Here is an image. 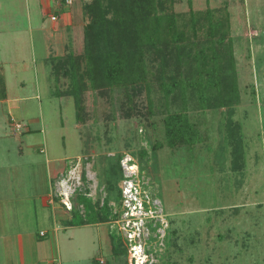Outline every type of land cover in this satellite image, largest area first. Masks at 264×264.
<instances>
[{
	"label": "rangeland",
	"instance_id": "obj_1",
	"mask_svg": "<svg viewBox=\"0 0 264 264\" xmlns=\"http://www.w3.org/2000/svg\"><path fill=\"white\" fill-rule=\"evenodd\" d=\"M86 1L67 2L78 17L73 32L34 33L30 56L28 36L15 28L20 0H0V98L16 101L21 116L17 128L0 104V165L57 166L62 212L61 199L84 193L91 208L81 207L75 222L109 215L72 229L51 213L32 223L50 240L37 263L264 264V0H172L169 10L187 17L228 14L240 93L229 110H189L197 141L174 147L165 143V97L155 83L150 96L139 89L130 101L123 89H87L80 112L72 95H61L71 80L57 63L83 52Z\"/></svg>",
	"mask_w": 264,
	"mask_h": 264
},
{
	"label": "trees",
	"instance_id": "obj_2",
	"mask_svg": "<svg viewBox=\"0 0 264 264\" xmlns=\"http://www.w3.org/2000/svg\"><path fill=\"white\" fill-rule=\"evenodd\" d=\"M171 4L172 0L84 2L83 52L64 55L57 67L71 80L70 88L61 95H72L78 112L87 89H123L130 101L139 89L150 96L157 84L167 110L163 118L165 143L174 147L197 141L189 110H229L239 101L240 93L228 40V14L214 17L216 11L209 9L200 18L194 14L187 17L171 12ZM203 27L205 39L200 43L197 36ZM142 202L145 210V200ZM90 203L84 193L76 196L71 225L108 220L109 215L98 221L81 218L75 222V213H81V207L91 208Z\"/></svg>",
	"mask_w": 264,
	"mask_h": 264
},
{
	"label": "crops",
	"instance_id": "obj_3",
	"mask_svg": "<svg viewBox=\"0 0 264 264\" xmlns=\"http://www.w3.org/2000/svg\"><path fill=\"white\" fill-rule=\"evenodd\" d=\"M20 2L18 14L19 20L23 22L18 23L15 28L22 30L25 38V35L28 36L26 46L29 48L30 56L36 55L34 33H42L47 39L50 37L59 39L61 38L59 34L65 33V30L73 32L79 24L77 14L75 15L74 12L75 7L72 9V6L64 0H20ZM14 13H17V10ZM53 15H56L57 19L52 21ZM48 44L50 41L47 42ZM15 103L16 101L6 96L0 98V104L7 106L9 121L13 118L16 119L14 123H17L21 116ZM15 126L20 128V122ZM23 141H25L24 137ZM40 151L43 152L42 148ZM8 161L9 164L0 165V264H38L37 261L41 256L47 255L45 254L47 249L49 251L51 249L50 240L45 241L43 237L48 232L45 230L37 232L36 225L32 223L45 222L50 213L63 223L62 227L69 229L100 224L97 222L71 225L72 216L69 217L67 214L71 211L73 201L69 197L67 200L66 196L61 199L66 204H64L66 209L63 208L65 212H62L53 195L54 183L62 179L59 167L37 168L35 161L23 164L19 162L12 164L13 161L10 159ZM63 181L64 179L60 183L63 184Z\"/></svg>",
	"mask_w": 264,
	"mask_h": 264
},
{
	"label": "built area",
	"instance_id": "obj_4",
	"mask_svg": "<svg viewBox=\"0 0 264 264\" xmlns=\"http://www.w3.org/2000/svg\"><path fill=\"white\" fill-rule=\"evenodd\" d=\"M65 2L67 3V2H69V0H65ZM51 18L53 19V20H55L56 19V17L53 15V16H51ZM65 204V203H64ZM138 204H139V207L140 208H142L143 207V203L142 202H138ZM66 205V204H65ZM135 207V206H134ZM70 208V207H69ZM41 234H43V232H41ZM132 260H133V257H130V263H132ZM43 264H59L58 262H55V261H45Z\"/></svg>",
	"mask_w": 264,
	"mask_h": 264
},
{
	"label": "bare ground",
	"instance_id": "obj_5",
	"mask_svg": "<svg viewBox=\"0 0 264 264\" xmlns=\"http://www.w3.org/2000/svg\"><path fill=\"white\" fill-rule=\"evenodd\" d=\"M137 251L135 253V256L139 254L140 250L138 248H135ZM139 256V255H138Z\"/></svg>",
	"mask_w": 264,
	"mask_h": 264
},
{
	"label": "clouds",
	"instance_id": "obj_6",
	"mask_svg": "<svg viewBox=\"0 0 264 264\" xmlns=\"http://www.w3.org/2000/svg\"><path fill=\"white\" fill-rule=\"evenodd\" d=\"M139 202H142V199L141 200H139ZM135 205L137 204V202L135 201V202H133ZM143 203V202H142ZM144 210V209H143ZM135 222V221H134Z\"/></svg>",
	"mask_w": 264,
	"mask_h": 264
}]
</instances>
